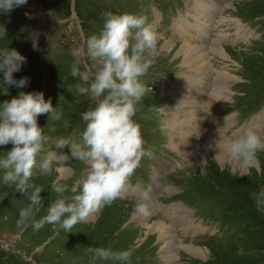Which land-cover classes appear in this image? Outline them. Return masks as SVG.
I'll list each match as a JSON object with an SVG mask.
<instances>
[{"label":"rangeland","instance_id":"1","mask_svg":"<svg viewBox=\"0 0 264 264\" xmlns=\"http://www.w3.org/2000/svg\"><path fill=\"white\" fill-rule=\"evenodd\" d=\"M212 1L218 11L210 16L212 20L208 23L201 18V11H192L195 0H27L25 5L7 14L0 13V27L7 31L5 37H0V48L15 49L26 58L13 77L27 78L24 87L6 85L0 73V103L21 91L42 92L46 101L50 99L53 107L63 110L60 121L47 122V114L37 118L49 137L41 157L49 150L59 155L61 150L55 149L52 142L59 137L79 139L83 130L81 113L93 102L88 96L67 90L78 83L70 75L71 51L87 37L99 33L103 14L127 11L145 15L158 36V53L153 66L140 78L145 92L136 104L133 117L140 125L145 149L152 156L142 158L130 178L126 198L92 213V218L88 216L77 223L71 232H57L48 224L39 231L30 226L20 229L16 221L19 209L29 202L27 195L16 191L14 185L4 184L0 171V264H92L85 252L91 246L117 251L131 247L134 249L131 264H264V213L255 209L250 198L251 192L264 187V171L257 173L253 166L246 167L235 159L226 160L224 153L218 154L202 144L201 164L183 160L171 147L176 144L171 142V130L164 122L169 115L166 106L182 97L171 95L174 80L178 78L180 83L183 78L189 82L193 74L175 56L182 42L176 38L183 32L182 28L174 26L179 19L191 28L199 24V28L208 30L212 48L223 47L228 54L227 58L211 50L209 55L214 75L219 71L231 79L225 83L228 91L224 93V102L216 104L220 111L214 121L224 123L220 128L213 127L212 132L224 135L252 128L264 133V115L260 116L264 113V0H225L230 4L227 6L222 0ZM33 34L37 50L32 47ZM223 37L226 40L220 42ZM171 39L175 46L167 53L163 43ZM88 63L91 66L94 61ZM193 76L199 91L195 98L207 96L209 92L204 90L201 74ZM211 88L214 94V87ZM201 100L207 101V97ZM205 117L201 131L196 132L197 142L204 132H211ZM11 147V144L0 145V156ZM62 151L70 155L67 147ZM63 166L68 167L70 174L60 179L57 169ZM256 166L264 170V152L257 154ZM53 168L50 176H41L38 167L33 170L30 182L44 189L40 194L44 208L37 219L46 214L48 204L56 198L52 185L59 182L70 186L86 165L70 158L67 163L54 162ZM245 171L249 174L243 175ZM138 198L144 199L150 209L149 219L132 218L137 212ZM151 218L172 226L178 241L203 247L205 256L194 257L178 248V261L164 260L156 235L145 230L146 225L153 223ZM95 264L118 262L96 261Z\"/></svg>","mask_w":264,"mask_h":264},{"label":"clouds","instance_id":"2","mask_svg":"<svg viewBox=\"0 0 264 264\" xmlns=\"http://www.w3.org/2000/svg\"><path fill=\"white\" fill-rule=\"evenodd\" d=\"M27 0H0V13H9L23 6ZM103 25L98 34L87 37L85 42L72 49L73 63L70 75L78 80L67 90L88 96L92 106L81 113L84 124L79 139L59 137L52 143L61 150L59 155L44 145L49 137L38 125L37 118L47 114L48 121H60L63 110L53 107L42 92H23L0 103V145L12 147L0 156V171L3 183L14 185L16 191L25 193L29 201L19 209L16 225L20 229L29 226L39 231L45 224L57 232L71 229L88 216L118 199H125L129 191L130 178L135 174L144 157H151L146 150L140 125L133 119L136 104L144 97L145 86L140 78L153 66L158 53V36L145 15L132 12L103 14ZM7 35L0 27V37ZM32 47L38 49L36 35L32 36ZM94 61L89 66L88 61ZM26 58L17 50L0 48V73L3 84L24 87L27 78L14 79L13 73L21 69ZM67 121H65V125ZM226 160H238L244 166H253L257 173V154L264 152V133L245 128L236 133L221 135ZM67 147L70 155L62 150ZM39 157V162H38ZM77 160L86 165L85 170L68 184L56 182L52 191L56 198L47 208L46 214L37 219L44 208L41 192L43 187L30 182L34 169L41 176L52 175L54 162L67 163ZM245 171L243 175H248ZM67 193V194H66ZM146 196V194H142ZM255 209L264 213V187L250 193ZM135 210L147 216L144 199L136 200ZM92 264L96 261H114L131 264L134 249L113 250L111 247L91 246L85 248Z\"/></svg>","mask_w":264,"mask_h":264},{"label":"bare ground","instance_id":"3","mask_svg":"<svg viewBox=\"0 0 264 264\" xmlns=\"http://www.w3.org/2000/svg\"><path fill=\"white\" fill-rule=\"evenodd\" d=\"M222 1L224 5H230L229 3H226L225 0ZM206 3L202 0H195L192 11L194 13H197V10L201 11V18L208 23L212 20L210 16H212V14H214L217 9L216 3L212 0H209ZM209 5H212V7ZM219 9H222V7H219ZM177 25H180L179 27L182 28L183 32L176 36V38L180 39L182 42L179 45V48L175 51V56L180 57L181 64L190 67L193 74H201L204 90L209 92V94L207 96L204 94L201 97V99L203 97H207V101H202L201 99L195 98V95H197L199 91L198 87L196 86L197 79L194 78L193 74L189 77L190 83L185 82L183 78H181L180 83L182 85L179 83V79L175 77L176 79L174 82L176 84H172V87L174 92L181 93L182 97L173 99L171 103L166 106L165 111L169 115L164 118V122L171 130L169 133L171 142L176 144L171 146L173 150L181 156V159L184 158L183 160H187L192 164H201L200 162L203 160L202 145H207V147L217 151L218 154L224 153L223 145L218 143L220 136L219 134L215 133L214 130V132H212V129L213 127L215 129L220 128V124L224 123V121H214L216 118V113L220 111V108H216V104L217 101L224 102V93L228 91L226 88L227 86L225 87V83H229L231 79L227 73L219 71L216 73V75H214L215 73L212 72L213 64L212 61H209V55L211 50L215 54H222L227 58L228 54L226 53V49H223V47H220V49L212 48L209 42L210 33L208 30L199 28V24L193 25L191 28V26H188L185 21H179L178 19L177 22L175 21L174 26ZM243 35L244 34H241L240 36L242 37ZM224 40L226 39L223 37L219 41L222 42ZM174 46V40L172 39L163 43V48L167 51V53L171 52ZM199 76L200 75L197 74V78ZM206 81L207 86H205ZM185 83H187V85ZM212 86L214 87V94L213 89L211 88ZM203 117L208 118V127L210 128L211 132H204L200 142H197L196 132H198L200 127H202L204 124L202 122ZM57 170L60 173V179L70 174L68 167H59ZM152 206L154 205L152 204ZM147 209L149 213L147 216L139 212H135L132 215V218H139L140 221L149 219L151 212L149 208ZM89 217L92 218V214H90ZM165 217L168 219L170 218L168 214H166ZM151 221L153 223L150 222L148 225H146L145 230H147L148 234L154 233V235H156L157 242L161 245V252L164 255V260L169 262L178 261V248L184 250L186 253L194 257L203 258L205 256L203 247L197 243L178 241L179 239H177V236L174 234L172 226L168 225L163 220H155L151 218Z\"/></svg>","mask_w":264,"mask_h":264}]
</instances>
